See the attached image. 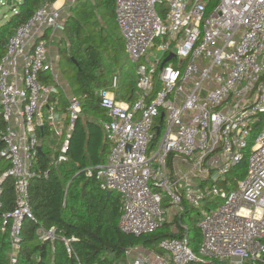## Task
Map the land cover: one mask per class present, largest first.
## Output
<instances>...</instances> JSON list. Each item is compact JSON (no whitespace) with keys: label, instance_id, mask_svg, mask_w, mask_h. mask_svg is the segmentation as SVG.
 <instances>
[{"label":"built area","instance_id":"1","mask_svg":"<svg viewBox=\"0 0 264 264\" xmlns=\"http://www.w3.org/2000/svg\"><path fill=\"white\" fill-rule=\"evenodd\" d=\"M75 1L41 5L0 58V207L7 177L16 194L15 208L3 214L9 264L17 263L24 219H35L29 182L42 173L35 169L39 147L43 151L51 133L57 137L51 164L67 160L82 113V99L69 98L66 124L59 90L43 80L53 69L46 32L64 25L63 9ZM114 4L126 50L139 63L137 98L120 102L108 89L98 92L110 152L104 164L84 172L102 190L120 194L123 232L139 236L159 229L167 221V198L180 211L184 201L201 210L203 236L198 252L187 235L161 239L158 250L131 247L126 264L264 263V0H217L211 8L209 0ZM118 84L115 74L111 88ZM175 158L184 169L170 170ZM244 158L245 173L228 180ZM217 197L223 199L219 205L211 201ZM55 232L38 229L42 240H54ZM65 241L73 254L71 240Z\"/></svg>","mask_w":264,"mask_h":264},{"label":"trees","instance_id":"2","mask_svg":"<svg viewBox=\"0 0 264 264\" xmlns=\"http://www.w3.org/2000/svg\"><path fill=\"white\" fill-rule=\"evenodd\" d=\"M57 0H14L12 15L0 24V58L6 52L10 37L43 4ZM217 0H209V8ZM115 14L114 0H104ZM79 0L71 5L70 14L64 23L65 39L68 47L60 50L61 57L75 60L78 66L77 81L79 90L86 96L82 100V113L99 111L100 97L96 89L108 86L112 69L106 56L85 33L89 12L79 8ZM126 77L129 74L126 73ZM137 91V79L129 80ZM107 119V117H106ZM5 122L0 113V129ZM89 130V131H88ZM101 123L89 121L85 125L80 115L72 132L67 160L58 166L51 164L54 152L49 148L37 155L35 169L38 173L30 179V204L35 219L25 218L22 225L20 248L16 264H126V251L134 246H144L158 250L159 241L166 237L188 236L190 245L198 252L202 232L197 225L201 210L183 203V210L174 219L178 231L171 223L164 224L153 233L135 235L123 232L119 222L123 213L120 194L112 191L108 196L99 182L85 174L84 168L96 165L102 159V149H110L105 137L103 140ZM105 135V132H104ZM3 142L0 140V148ZM45 147V145H43ZM247 169V158L238 163L232 172L241 177ZM48 171V176L43 172ZM0 207V264H9L12 251L8 225L3 226V214L13 211L16 204L14 180L7 177L3 182ZM197 212L196 218L192 214ZM179 222H181L180 225ZM39 227L55 229L54 240H42ZM72 238H74L72 240ZM66 239L71 240L73 254H69ZM194 264H227L213 259ZM245 264H256L246 261ZM264 264V263H259Z\"/></svg>","mask_w":264,"mask_h":264},{"label":"rangeland","instance_id":"3","mask_svg":"<svg viewBox=\"0 0 264 264\" xmlns=\"http://www.w3.org/2000/svg\"><path fill=\"white\" fill-rule=\"evenodd\" d=\"M14 0H0V24L7 21L12 15V3ZM71 2H68L66 8L63 10V23H65L67 17L70 14ZM79 8H83L89 12L88 23L86 25L85 33L88 41L94 43L101 52L106 56L108 63L111 62L108 68L112 70H122L123 75L129 74V79H137L138 62L133 61L124 47V41L121 37V32L117 24L116 16L113 13L111 7H109L104 0H79ZM68 47L66 42L62 43L61 48ZM59 68L63 74L64 79L67 81L72 90L82 95L79 90V84L77 81L78 66L75 60H70L67 56L60 57ZM105 113V110L101 108L99 111H91L90 116L95 120L100 118ZM255 134L249 139V151L250 146L254 143ZM57 142V137L51 133H48L45 137V146L48 148L51 146L54 148ZM236 177L235 172H231L227 175L228 180H232ZM221 183H223L221 181ZM220 184V182H219ZM210 200V199H209ZM211 201L219 205L223 202V199L217 197ZM176 206H170L172 210ZM197 212L192 214V218H196Z\"/></svg>","mask_w":264,"mask_h":264},{"label":"crops","instance_id":"4","mask_svg":"<svg viewBox=\"0 0 264 264\" xmlns=\"http://www.w3.org/2000/svg\"><path fill=\"white\" fill-rule=\"evenodd\" d=\"M66 6L64 7V9L66 8ZM45 37L48 40L49 57H50V61L52 63L53 69L51 71L43 73V80L46 83L54 84L57 87V89L59 90V94L60 95H58V98H57L58 106H59L60 110L63 112L64 119H65V122L67 124L69 122V113L67 111L68 99L73 97V96H76V97H79V98H81L83 100L86 95L85 94H82V95L76 94L72 90V88L69 86L67 81L64 79L63 74H62V72L60 71V68H59V63H60V60H61L60 59V57H61L60 50H61L62 43L64 42L63 40L65 39L64 25L62 27H60V28H57V29L48 30L46 32ZM121 37H122V39L124 41V47L126 49L125 40H124L122 35H121ZM126 52H127V50H126ZM115 74L118 75V77H119V84H118V87L116 89H112L111 88V81H112V77ZM108 80H109L108 81L109 83H108L107 88L102 87V88L96 89V93L97 94L102 89H108L114 94L116 99L118 101H120V102H127V103L128 102H133L137 98L136 89L132 88V86L130 85V82H129L130 79L127 78L126 75H123V71L122 70L121 71L117 70V69L112 70ZM80 115L82 116L83 123L85 125L89 121L101 123V121L105 120L106 117H107L106 112L104 113L103 116H101L100 118H97L95 120L92 118V116H90L89 112L87 114L81 113ZM46 137H47V135H46ZM103 140H104V142L106 141L104 132H103ZM45 144L46 143H45V138H44V144L43 145H45ZM43 148L47 149L46 146L43 147ZM48 148L50 150H52L51 146H49ZM109 152H110V149L108 148V146L106 148H103L102 149V159L96 165L104 164L107 161V159H108ZM96 165L92 164V165H89V166H96ZM185 165L186 164H184V162L180 158H175L174 160H171V162H170V170H172V171L182 170V169L185 168ZM164 204H165V206L167 208V211H168L167 221L166 222L171 223L172 224L171 228L175 232H177L179 230L178 229L179 226H178V223L174 222V219H175V217L177 215H179L181 213V211L179 210V207H177V206L173 210H172V208L170 209V206L172 207L173 204L167 198L165 199V203ZM179 224L183 225V224H181V222H179ZM141 248L145 249L144 246H141Z\"/></svg>","mask_w":264,"mask_h":264},{"label":"water","instance_id":"5","mask_svg":"<svg viewBox=\"0 0 264 264\" xmlns=\"http://www.w3.org/2000/svg\"><path fill=\"white\" fill-rule=\"evenodd\" d=\"M171 56L172 55H170L169 57H167L165 61H168L171 58ZM39 150H40V152H42V147L41 146L39 147ZM110 194H111V191H108L107 192V195L109 196Z\"/></svg>","mask_w":264,"mask_h":264},{"label":"bare ground","instance_id":"6","mask_svg":"<svg viewBox=\"0 0 264 264\" xmlns=\"http://www.w3.org/2000/svg\"><path fill=\"white\" fill-rule=\"evenodd\" d=\"M63 2H64V0H57V2H56V3H57V5H59V6H60V5H61Z\"/></svg>","mask_w":264,"mask_h":264}]
</instances>
